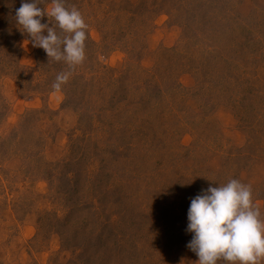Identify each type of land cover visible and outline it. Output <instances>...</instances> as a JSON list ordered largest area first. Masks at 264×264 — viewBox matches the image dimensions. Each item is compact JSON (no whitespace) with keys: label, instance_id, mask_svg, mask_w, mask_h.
Segmentation results:
<instances>
[{"label":"rangeland","instance_id":"obj_1","mask_svg":"<svg viewBox=\"0 0 264 264\" xmlns=\"http://www.w3.org/2000/svg\"><path fill=\"white\" fill-rule=\"evenodd\" d=\"M129 1L64 0L95 44L70 69L0 0V264H198L191 199L230 179L264 221V0Z\"/></svg>","mask_w":264,"mask_h":264},{"label":"clouds","instance_id":"obj_2","mask_svg":"<svg viewBox=\"0 0 264 264\" xmlns=\"http://www.w3.org/2000/svg\"><path fill=\"white\" fill-rule=\"evenodd\" d=\"M41 2L22 0L15 12L20 30L29 35L34 48L45 51L48 59L63 61L70 69L80 65L85 59L88 27L82 14L74 6L66 8L64 0H51L47 10L37 6ZM45 15L52 27L41 23ZM45 29L47 35L43 34ZM69 75L58 74L53 88L59 90ZM260 215L252 201L251 185L237 179L210 185L191 199L186 231L192 233V239L186 247L196 254L198 264H260L264 260V221Z\"/></svg>","mask_w":264,"mask_h":264},{"label":"trees","instance_id":"obj_3","mask_svg":"<svg viewBox=\"0 0 264 264\" xmlns=\"http://www.w3.org/2000/svg\"><path fill=\"white\" fill-rule=\"evenodd\" d=\"M174 1V0H173ZM180 0H175L174 2L175 3H178ZM120 3H123V6H122V10L124 12V14L128 15V17L130 18H134L135 17V9H129V8H133L134 7V4H132V2H130L129 0H123V2H120ZM66 4V3H64ZM67 6V4L65 5V7ZM68 7V6H67ZM66 7V8H67ZM9 31V30H8ZM11 32H13L12 30L9 31V33L11 34ZM87 34V33H86ZM14 38H12L11 41H13ZM11 41H10V44H11ZM95 44L89 39L88 35H87V39L85 41V51H89V46H92ZM102 67V66H101ZM101 69H105L104 67H102ZM148 71V70H146ZM129 72L127 71L125 74H121L120 77L122 78V81H117L118 85H120V89L122 90H128V92H130L129 90H132V92H136V91H143V92H146V93H143V94H139L138 98L141 101H145V96L144 94H148L150 93L151 89H155L157 88V90H159L160 92L161 91V87H160V82H156L154 83L153 79L151 76L145 78L143 80V78L140 80V82H138L137 80H132V78L130 79V75L128 74ZM148 74L152 73L151 71H148L147 72ZM128 74V75H126ZM179 86V84H177ZM63 90H66L65 88H63ZM67 92V91H65ZM68 97V96H67ZM161 98V96H160ZM126 98H123V100H125ZM149 99L146 98V101H148ZM133 101V102H132ZM132 104L136 103L135 100H131ZM116 103V102H115Z\"/></svg>","mask_w":264,"mask_h":264}]
</instances>
